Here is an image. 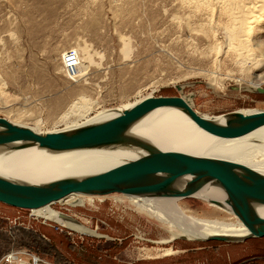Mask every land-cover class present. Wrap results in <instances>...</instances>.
Listing matches in <instances>:
<instances>
[{
    "label": "rangeland",
    "instance_id": "rangeland-1",
    "mask_svg": "<svg viewBox=\"0 0 264 264\" xmlns=\"http://www.w3.org/2000/svg\"><path fill=\"white\" fill-rule=\"evenodd\" d=\"M179 3L0 0V116L48 132L70 129L103 109H122L148 96L181 94L207 116L264 110V93L249 90L250 86L264 88V67L241 69L230 56H222L218 63L214 54L207 56L205 40L185 29L186 11ZM260 29L256 51L264 54V23ZM124 41L129 44L127 55L122 51ZM79 46L87 48L92 62L86 80L74 82L62 70L61 55ZM77 197H83V204L60 200L49 207L78 215L85 225L80 218L87 215L92 220L131 215L133 236L128 239V248L117 246L112 256L132 258L133 264H264V237L233 242L170 239L167 225L123 194L92 195L91 200L88 195ZM178 203L197 215H211L215 208L195 197ZM4 214L0 210V216ZM1 221L0 257L12 248L11 235ZM113 224L120 232L121 224ZM169 247L176 252L161 257L142 254L144 249ZM94 259L93 264H114L113 260L102 261L97 253Z\"/></svg>",
    "mask_w": 264,
    "mask_h": 264
},
{
    "label": "water",
    "instance_id": "water-1",
    "mask_svg": "<svg viewBox=\"0 0 264 264\" xmlns=\"http://www.w3.org/2000/svg\"><path fill=\"white\" fill-rule=\"evenodd\" d=\"M249 88L253 92L264 93L263 87ZM159 108L181 111L198 128L216 139H234L264 126V110L228 112L221 115L224 119L222 121L219 116H206L197 112L190 105L188 97L182 94L148 96L103 120L48 132L33 130L0 116V152L32 147L48 152L83 149L138 152L136 158L119 167L90 174L63 176L40 182L22 177L13 179L0 176V203L31 211L50 206L71 194L120 193L180 200L195 197L204 187L217 186L227 195L226 204L247 233L237 238L211 235L204 240L233 242L264 237V172L251 165L225 158L180 149H162L146 137L133 133L132 128L137 122ZM213 203L223 207L218 201ZM61 214L81 223L70 214Z\"/></svg>",
    "mask_w": 264,
    "mask_h": 264
},
{
    "label": "bare ground",
    "instance_id": "bare-ground-1",
    "mask_svg": "<svg viewBox=\"0 0 264 264\" xmlns=\"http://www.w3.org/2000/svg\"><path fill=\"white\" fill-rule=\"evenodd\" d=\"M179 4L186 11L185 29L189 34L195 33L197 38L205 40V54L207 56L214 54L215 62L222 56H230L235 63H239L241 69L264 67V54L258 53L259 50L256 51L260 46L257 36L261 31L260 26L264 23V0H180ZM128 49L129 44L124 41L122 51L125 55H127L125 52ZM73 50L77 54L78 64L75 74L70 78L74 82L82 78L85 81L86 71L90 67L92 57L86 47L79 46ZM61 62L63 63L62 60ZM122 109H103L95 115L85 118L80 124L72 123L74 126L70 129L103 120ZM67 115L69 112L68 114L64 113L62 118ZM219 118L224 121L223 116H219ZM132 131L146 137L162 149H180L191 153L225 158L251 165L264 172V126L234 139H216L198 128L181 111L159 108L137 122ZM137 155L138 152L120 149H83L67 152H48L35 147L7 149L0 152V176L13 179L22 177L40 182L57 177L84 175L106 168L119 167L128 160L136 158ZM78 195L82 194H71L63 200H69L71 205L83 204V197L79 198ZM125 196L136 207L167 225L170 239L181 237L204 240L211 235L237 238L247 233L246 228L226 204L227 195L217 186L204 187L195 194L197 199L215 206L209 212L211 215H197L190 209L182 208L178 203L179 199L176 198H168V200L167 198ZM88 197L91 200L92 195H88ZM169 201H171L170 204ZM214 201L222 203L223 207L216 205L213 203ZM32 211L64 226L83 232L93 233L94 231V234H97L93 228L83 223L82 225L70 216H63L62 212L55 211L49 206Z\"/></svg>",
    "mask_w": 264,
    "mask_h": 264
},
{
    "label": "crops",
    "instance_id": "crops-1",
    "mask_svg": "<svg viewBox=\"0 0 264 264\" xmlns=\"http://www.w3.org/2000/svg\"><path fill=\"white\" fill-rule=\"evenodd\" d=\"M0 210L5 212L3 216H0L3 227L8 228L4 230L11 235L10 250H22L27 253L22 255L24 264H32V257L36 258V264H93L95 253L100 255L102 261L112 262L113 260L114 264L118 262L133 264L132 258L129 261L118 258L117 255L112 256L113 248L120 245H126L125 247L128 248V239L133 236V219L130 214L107 215L104 218H93V220L87 215L86 218L80 219L84 220L97 234H94L95 232L90 228L93 234H83L81 233L83 231L77 232L75 231L77 229L70 227L75 229L72 230L68 228L69 226L66 227L53 219L37 215L34 211H32L34 214L21 213L20 209L3 203H0ZM72 216L79 219L78 215ZM116 222L121 224L120 232L116 230L117 225L113 224ZM175 252L169 247L144 249L142 254L146 257H161Z\"/></svg>",
    "mask_w": 264,
    "mask_h": 264
},
{
    "label": "built area",
    "instance_id": "built-area-1",
    "mask_svg": "<svg viewBox=\"0 0 264 264\" xmlns=\"http://www.w3.org/2000/svg\"><path fill=\"white\" fill-rule=\"evenodd\" d=\"M77 54L73 49H67L63 55H62V65H63V70H64V74H66L67 76H71L75 74V70H76V66H77ZM30 214H34L31 211H29ZM27 254L26 252L22 251V250H10L6 253H4L1 257H0V264H24L25 261L22 258V255ZM33 259V263L32 264H36V258L32 257Z\"/></svg>",
    "mask_w": 264,
    "mask_h": 264
}]
</instances>
